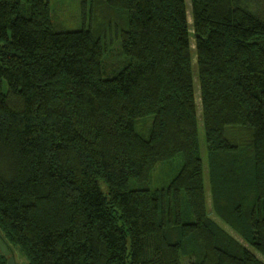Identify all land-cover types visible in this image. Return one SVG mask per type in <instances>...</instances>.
I'll use <instances>...</instances> for the list:
<instances>
[{
	"label": "trees",
	"instance_id": "obj_1",
	"mask_svg": "<svg viewBox=\"0 0 264 264\" xmlns=\"http://www.w3.org/2000/svg\"><path fill=\"white\" fill-rule=\"evenodd\" d=\"M99 1L106 21L96 0L65 30L51 0H0V264L15 246L28 264H264V19L244 0H191L192 25L188 0Z\"/></svg>",
	"mask_w": 264,
	"mask_h": 264
},
{
	"label": "rangeland",
	"instance_id": "obj_2",
	"mask_svg": "<svg viewBox=\"0 0 264 264\" xmlns=\"http://www.w3.org/2000/svg\"><path fill=\"white\" fill-rule=\"evenodd\" d=\"M93 1L96 0H51L53 19L56 23L59 24V27H61V29H82L90 23V21L88 20V15L90 12V6L92 5ZM188 4L189 22L192 25L193 20L191 13V0H188ZM244 5L264 19V0H244ZM95 13L98 15L97 19L102 22L108 19V17L106 16L107 8L99 0L97 2V8ZM106 34L108 36L111 52L105 59V69L107 71V75L113 76L116 72L120 71L127 65L128 60L125 54L123 53L120 37L118 38L115 32L112 33L111 29H109ZM193 46H195L194 40ZM152 123V119L143 120L139 124V130L144 133L146 132V134L149 135L150 130L152 128ZM243 136L244 134L240 135L239 139L241 143L239 142V144L244 143V141H242ZM246 151H250V149H247ZM247 157L249 158V156ZM182 166L183 160L181 156H177L171 161L158 164L157 168L151 174L150 188L164 193L165 191H169V186L171 182L174 180V178L178 176ZM220 203L222 204L223 201L220 200ZM214 218L218 222L223 224L222 220L219 219L216 215H214ZM224 226L227 228V230H229L230 233H233L232 229H230V226ZM14 250V262L16 264H28L27 257L21 251L20 247L15 246ZM2 253L4 255H7L5 256L7 257V259L11 258V255H9L10 252H8L5 245L0 241V254ZM197 256H199V254L197 255V252L190 255L184 254L182 257L183 263L191 264V262L193 261L196 262Z\"/></svg>",
	"mask_w": 264,
	"mask_h": 264
}]
</instances>
